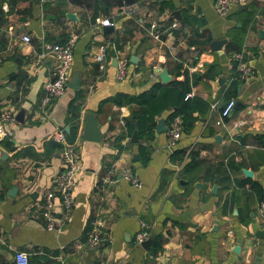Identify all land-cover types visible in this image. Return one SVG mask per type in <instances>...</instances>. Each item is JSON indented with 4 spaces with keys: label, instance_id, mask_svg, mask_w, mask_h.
<instances>
[{
    "label": "crops",
    "instance_id": "1",
    "mask_svg": "<svg viewBox=\"0 0 264 264\" xmlns=\"http://www.w3.org/2000/svg\"><path fill=\"white\" fill-rule=\"evenodd\" d=\"M92 1L0 0V112H13L12 122H0V264H13L16 250L27 253L29 264H262L264 223L257 206L264 195V146L256 136L264 134V0L232 4L225 16L215 13L213 0H110L104 13ZM124 3H135L136 12L119 14ZM250 11L260 20H248ZM104 18L112 25L99 26ZM153 22L158 40L149 33ZM70 33L77 34L70 78L78 74V87L66 86L42 114V85L52 62L38 60L36 53L42 42L60 43ZM213 41L220 44L211 48ZM110 44L126 60L122 80L116 79ZM101 46L108 47L103 63L95 60ZM234 54L250 69L243 79L236 76ZM156 65L165 71V81L152 74ZM185 72L192 82L187 95L206 101L207 111L168 146L165 129L156 131L159 120L166 127L170 110L165 109L155 117L151 139L122 137L117 150L119 120L138 106L123 98L118 105L116 96H135L154 82L183 80ZM230 98L234 106L222 117ZM71 101L77 129L69 144L79 169L67 218L47 230L37 217L38 206L60 170V158L58 149L45 144L59 129L67 133L72 127ZM18 111L21 122L14 120ZM86 113L96 118L99 141L81 138ZM140 145L148 151L145 158ZM190 158L210 167L205 176L185 175L182 167ZM229 158L239 166L224 180L213 173L214 166ZM109 164L115 182L105 185L101 177ZM125 166L138 177V188L118 175ZM54 202L58 210L57 197ZM95 217L108 239L98 247L84 243ZM140 221L150 234L147 248L133 243ZM157 236L159 249L151 253Z\"/></svg>",
    "mask_w": 264,
    "mask_h": 264
},
{
    "label": "built area",
    "instance_id": "2",
    "mask_svg": "<svg viewBox=\"0 0 264 264\" xmlns=\"http://www.w3.org/2000/svg\"><path fill=\"white\" fill-rule=\"evenodd\" d=\"M249 0H213L212 8L216 14L220 16H225L230 5L247 2ZM137 10V5L135 3H124L118 8V13L124 16H131ZM255 19L260 20L258 14L254 16ZM99 26H111L112 22L108 18H104L98 21ZM154 22L149 25V33L152 38L158 40V33L154 30ZM176 22L171 24V27H175ZM20 39L24 42L29 41V37L26 34H22ZM77 39L76 33H70L63 42L53 43V42H42L40 45V50L36 53V58L38 60H43V58H50L52 62L51 75L42 85V95L40 97V113L45 114L51 102L58 98L62 93L67 82L70 79V68L73 58V47ZM115 60V76L117 80H122L126 73V60L119 55L115 48V45H109ZM108 47L101 46L99 48V53L95 55V60L99 63L106 61V53ZM233 59L235 60V73L237 78L243 79L248 76L251 72L240 54H234ZM190 70H193L191 68ZM160 71L159 66L152 67V74L158 75ZM234 106V100L232 98L228 99L220 110V116L225 117L230 114ZM13 112L10 109H5L0 112V122H12ZM120 126L122 128V119L119 120ZM181 133V124L178 117H173L166 123V142L167 145H173L178 139ZM4 133L0 130V138ZM54 141L60 144L58 150L60 158V170L55 175L53 179V185L50 190L43 194L41 199V204L38 206L37 217L43 223L44 228L51 230L56 221L65 220L70 212L72 206V192L75 184V176L79 169L78 156L74 146L68 144L64 138V132L59 129L51 137ZM122 180L127 182L133 188H138L140 186V181L136 174L127 166L121 167L117 172ZM116 171L114 166L109 164L104 171L101 182L105 185H111L115 182ZM58 199V210L54 202V198ZM257 213L264 223V195L261 196L260 201L257 206ZM101 220L95 217L91 221V228L85 237L84 243L92 246L98 247L108 242L106 236H104L100 231ZM140 230L137 231L133 236V243L140 245L141 242L149 238V231L143 221L139 223ZM13 264H29L27 253L21 250H16L13 252L12 256ZM264 264V248H263V261Z\"/></svg>",
    "mask_w": 264,
    "mask_h": 264
},
{
    "label": "trees",
    "instance_id": "3",
    "mask_svg": "<svg viewBox=\"0 0 264 264\" xmlns=\"http://www.w3.org/2000/svg\"><path fill=\"white\" fill-rule=\"evenodd\" d=\"M124 2L133 1V0H121ZM120 1V2H121ZM93 4L97 5L98 11L104 13L107 11L110 6V0L107 2L104 0H93ZM117 2V3H120ZM254 11H250L248 14V20L252 21ZM244 13V12H242ZM237 31V30H236ZM238 37H242L244 33V29L241 28L239 30ZM194 37H200L201 33L195 32ZM207 41V40H206ZM205 41V42H206ZM192 43L198 44V40L194 39L191 41ZM201 43V42H200ZM235 66V63H233ZM186 72L184 73L183 80H171L165 84L160 82H154L147 90L138 93L135 96L120 94L116 96L115 103L120 104L123 98V102L138 106V109L132 110L126 118L122 119L123 125L121 128V133L116 136V142L114 144L117 150H120L121 146L119 144V140L122 137L130 138L132 133L135 132L136 137L139 140H149L152 138L154 133V124L155 117L158 116L163 110L169 109V114L166 117V123L169 122L173 117H178L181 124V131L188 130L194 121L196 120L197 115L204 114L208 109V103L204 101L202 98L198 96L189 97L187 93L190 90V84ZM235 82H232L230 86L233 87ZM73 101V100H72ZM72 101L68 105V117L69 125L72 126L67 133H64L65 141L69 144L73 142V139L76 135L77 125L73 120L74 114ZM4 139V143H6V138ZM256 140L261 146H264V134L256 136ZM2 141V140H1ZM53 146L59 150L60 144L54 141L52 138L45 144ZM140 154L143 158L146 157V153L148 152L146 148L142 145L139 146ZM177 155L176 151H173L171 156L172 159ZM264 161V159L262 160ZM202 161L198 159H189L188 162L184 164L182 167L185 175H188L190 172L199 173L201 172L203 176L210 170V167L203 166ZM238 164H235L231 158H229L225 164L222 162L215 164L214 166V174L220 176L222 179H228V172L230 170L238 169ZM189 176V175H188ZM191 180V178H190ZM238 184H240L238 182ZM252 187L257 189V184L254 182L250 183ZM258 190V189H257ZM159 237H155L152 240V244L150 247V252L153 253L159 249Z\"/></svg>",
    "mask_w": 264,
    "mask_h": 264
},
{
    "label": "water",
    "instance_id": "4",
    "mask_svg": "<svg viewBox=\"0 0 264 264\" xmlns=\"http://www.w3.org/2000/svg\"><path fill=\"white\" fill-rule=\"evenodd\" d=\"M173 13H177L176 11ZM174 14V15H175ZM178 18V16H177ZM258 33H260V31L258 30ZM220 44L219 41H213L210 43V47L211 48H215ZM158 78L161 81H165L166 80V74L164 70H160L158 73ZM78 74L75 72L73 74V76L70 78V80L67 82V86L72 87V88H77L78 87ZM236 106V105H235ZM85 118H86V123L84 126V129L82 131L81 134V138L83 140H89V141H99L101 138V132L98 128V124L96 121V118L94 115H92L91 113H86L85 114ZM14 120L21 122L22 121V112L18 111L15 116H14ZM166 129V127H164L163 121L159 120L158 125L156 127V131H162ZM130 142H136V136L135 133H132V136L130 137ZM136 157V156H134ZM245 174V173H244ZM14 191V188H11L7 191L8 194H11ZM150 243V238H147L146 240H144L143 242L140 243V246L143 248H147L148 245ZM93 264H97L96 261L93 262Z\"/></svg>",
    "mask_w": 264,
    "mask_h": 264
},
{
    "label": "rangeland",
    "instance_id": "5",
    "mask_svg": "<svg viewBox=\"0 0 264 264\" xmlns=\"http://www.w3.org/2000/svg\"><path fill=\"white\" fill-rule=\"evenodd\" d=\"M127 1V0H126ZM127 2H130V1H127Z\"/></svg>",
    "mask_w": 264,
    "mask_h": 264
}]
</instances>
